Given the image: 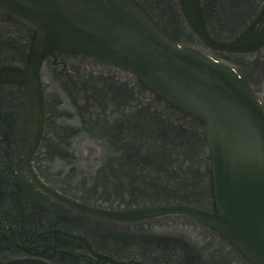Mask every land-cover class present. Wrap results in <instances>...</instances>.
I'll list each match as a JSON object with an SVG mask.
<instances>
[{
  "label": "flooded vegetation",
  "instance_id": "af4514ba",
  "mask_svg": "<svg viewBox=\"0 0 264 264\" xmlns=\"http://www.w3.org/2000/svg\"><path fill=\"white\" fill-rule=\"evenodd\" d=\"M182 48L234 70L264 106V44H207L182 0H134ZM219 44L264 33V0H200ZM0 9V264H260L218 214L206 126L135 74L53 50ZM152 209L166 211L144 214Z\"/></svg>",
  "mask_w": 264,
  "mask_h": 264
},
{
  "label": "water",
  "instance_id": "95a60500",
  "mask_svg": "<svg viewBox=\"0 0 264 264\" xmlns=\"http://www.w3.org/2000/svg\"><path fill=\"white\" fill-rule=\"evenodd\" d=\"M182 5L194 30L214 48L242 51L264 44V33L216 43L200 0ZM0 9L36 31L32 67L53 50L81 52L135 74L174 107L201 119L218 211L206 218L264 264V106L234 70L182 48L134 0H0Z\"/></svg>",
  "mask_w": 264,
  "mask_h": 264
}]
</instances>
